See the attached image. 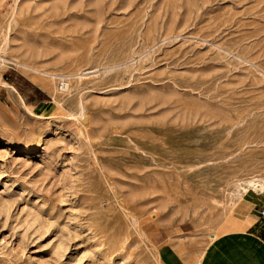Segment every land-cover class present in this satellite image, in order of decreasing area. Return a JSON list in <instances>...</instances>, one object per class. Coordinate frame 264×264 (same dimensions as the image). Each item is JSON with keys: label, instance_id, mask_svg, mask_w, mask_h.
I'll list each match as a JSON object with an SVG mask.
<instances>
[{"label": "rangeland", "instance_id": "374dc122", "mask_svg": "<svg viewBox=\"0 0 264 264\" xmlns=\"http://www.w3.org/2000/svg\"><path fill=\"white\" fill-rule=\"evenodd\" d=\"M253 180L264 0H0V264H200Z\"/></svg>", "mask_w": 264, "mask_h": 264}, {"label": "crops", "instance_id": "0c3cea01", "mask_svg": "<svg viewBox=\"0 0 264 264\" xmlns=\"http://www.w3.org/2000/svg\"><path fill=\"white\" fill-rule=\"evenodd\" d=\"M13 72L9 73L12 81L5 83L13 90V93L10 92V97L16 102L19 98L24 104L26 100L34 109L40 105L43 107V104L47 103L48 96L29 79L14 70ZM257 222V220L253 221L244 230L225 232L209 242L204 249L200 264H264V227L258 225L255 228Z\"/></svg>", "mask_w": 264, "mask_h": 264}, {"label": "bare ground", "instance_id": "6f19581e", "mask_svg": "<svg viewBox=\"0 0 264 264\" xmlns=\"http://www.w3.org/2000/svg\"><path fill=\"white\" fill-rule=\"evenodd\" d=\"M40 81V80H39ZM42 81V80H41ZM43 82V81H42ZM41 82V83H42ZM44 83V82H43ZM81 116V115H80ZM249 186L250 187H252L253 189H255V190H259V191H261V190H263L264 189V184H262L261 182H258V181H255V180H253V181H250L249 182ZM216 237V236H215ZM214 236H213V240H214V238H215Z\"/></svg>", "mask_w": 264, "mask_h": 264}, {"label": "built area", "instance_id": "2783aa9c", "mask_svg": "<svg viewBox=\"0 0 264 264\" xmlns=\"http://www.w3.org/2000/svg\"><path fill=\"white\" fill-rule=\"evenodd\" d=\"M64 88H65V84H64V83H60V84L57 86V90H58L59 92H62V91L64 90ZM259 217L262 218V219H264V210H261V211L259 212Z\"/></svg>", "mask_w": 264, "mask_h": 264}]
</instances>
